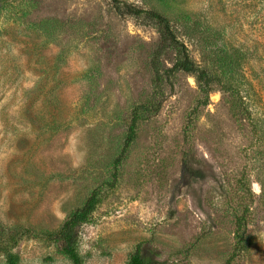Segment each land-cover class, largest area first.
Segmentation results:
<instances>
[{
	"label": "rangeland",
	"instance_id": "1",
	"mask_svg": "<svg viewBox=\"0 0 264 264\" xmlns=\"http://www.w3.org/2000/svg\"><path fill=\"white\" fill-rule=\"evenodd\" d=\"M124 1L170 20L212 91L170 73L158 27L111 0H0V264H73L50 234L96 191L82 264H128L139 245L226 264L247 210L234 264H264V0Z\"/></svg>",
	"mask_w": 264,
	"mask_h": 264
},
{
	"label": "trees",
	"instance_id": "2",
	"mask_svg": "<svg viewBox=\"0 0 264 264\" xmlns=\"http://www.w3.org/2000/svg\"><path fill=\"white\" fill-rule=\"evenodd\" d=\"M113 7L122 16H129L136 19H143L156 25L160 32L161 44L160 48L156 52L157 57L169 50H175L178 54V60L174 64L170 73L173 72H185L195 77L196 81L202 87L203 91L209 95L212 91V85L215 82V78L212 77L208 70L199 67L196 62L191 58L190 52L187 46L178 38L170 20L152 10H146L132 5L124 0H111ZM159 75H161L159 73ZM227 85V84H225ZM234 89V88H233ZM238 94V90L234 89ZM209 98V96H208ZM208 101L205 102L207 105ZM137 122L138 117L134 116L130 123L128 136L125 141V145L121 155L115 161V174L114 183L118 180V167L125 158L128 149L135 142L137 138ZM189 173L193 178H196L198 174H201V170H195L189 166ZM99 204L98 191L94 192L87 200L85 205L75 210L65 221L63 226L50 234V238L58 246L59 251L69 258L73 264H82V259L78 251V244L81 238V229L86 225L93 213L95 212ZM248 210L237 219L236 225V245L235 249L228 259L226 264H234L235 260L248 249V239L246 236V228ZM8 264H19L20 257L17 254L7 253ZM128 264H170L168 261L161 260L156 253L150 252L142 245H139L134 253L130 256Z\"/></svg>",
	"mask_w": 264,
	"mask_h": 264
}]
</instances>
